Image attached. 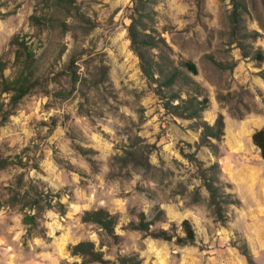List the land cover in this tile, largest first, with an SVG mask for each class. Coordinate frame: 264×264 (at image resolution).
<instances>
[{"label":"rangeland","instance_id":"1","mask_svg":"<svg viewBox=\"0 0 264 264\" xmlns=\"http://www.w3.org/2000/svg\"><path fill=\"white\" fill-rule=\"evenodd\" d=\"M242 1L237 32L230 0L148 5L153 20L140 34L156 40L152 55L198 67L195 79L210 106L190 120L168 112L142 73L128 35L134 0H0L5 76L19 72L15 37L27 41L34 58V85L0 126V156L22 162L0 170V264H82L70 248L86 241L110 264L130 256L142 264H264V160L252 142L264 127V61L243 52H264V0ZM32 15L43 23L32 24ZM1 100L8 104L10 95ZM219 115L224 136L210 140L218 152L198 148L199 123L214 126ZM191 154L203 170L219 163V192L231 203L223 205L226 222L213 215ZM56 194L64 214L48 206ZM37 195L44 210L25 204ZM99 209L119 218L118 240L82 221L86 211ZM141 214L154 221L151 231L177 237L164 241L129 230ZM28 215L35 225L24 223ZM185 220L194 244H178ZM245 245L251 259L240 252Z\"/></svg>","mask_w":264,"mask_h":264},{"label":"trees","instance_id":"2","mask_svg":"<svg viewBox=\"0 0 264 264\" xmlns=\"http://www.w3.org/2000/svg\"><path fill=\"white\" fill-rule=\"evenodd\" d=\"M234 8L232 13V25L235 32L240 29V22L242 18V12L246 10V5L242 0H230ZM155 2V0H134L133 15L131 17V24L128 27V35L132 42L134 52L140 59L141 70L145 78L155 85L156 94L164 102L165 109L185 119H201L202 114L209 108L210 100L206 93V90L196 81L195 77L198 76L199 71L197 65L191 61H182L179 65L166 54L152 55L149 47L158 46L156 40L146 35L145 38H141L140 31H147L148 22L153 20L152 15L148 12V5ZM30 21L34 25H41L43 23L42 18L32 15ZM247 34V33H244ZM11 46L15 48V65L18 66L19 72L16 77L8 78L5 76V71L8 68L9 61L0 56V115L2 120L0 126L7 119V117L13 112L21 102V100L30 92L34 83L31 80L33 76L30 71L31 62H34L33 53L30 51L28 43L25 39L15 37L11 41ZM244 56L252 55L258 62L264 61V52L261 48L254 50L253 52H247L243 48ZM178 86V90L176 89ZM168 90L171 93L165 91ZM183 92L187 95L186 99L182 98ZM10 95V101L6 104L1 100L2 95ZM178 100L182 103V106L172 105L171 101ZM198 126L202 130L200 142L197 144L198 148L203 146L209 147L213 152L217 153L219 147L211 143V139H215L218 142L222 141L224 136V118L219 115L214 126L209 125L206 121H201ZM252 142L254 146L259 150L262 159L264 160V127L257 130L252 136ZM89 151H83V154H88ZM130 157H135L134 153L130 154ZM188 159L194 161L200 167V178L210 194V208L213 211V215L219 222H226L224 204H231L225 199V195L220 194L219 179V163H214L210 168L202 169V163L195 157L194 154L188 155ZM15 163L8 157L0 156V170L4 169L12 164L21 165L22 162ZM228 196V195H227ZM58 201L55 205H48L50 209L57 208L60 213L66 212L65 205L60 201V195H54ZM40 196L26 199L25 204L29 206V209L34 208L36 210H44L40 206ZM237 205L241 204L240 200H235ZM163 211H160L156 219L160 217ZM84 223H92L105 233V235L116 241L118 235L116 234V227L118 225L119 218L116 215H112L105 209H99L95 211H86L82 217ZM24 223L27 225H35L36 220L34 216H26ZM154 225V221H148L144 214L139 216L138 222H131L128 225L129 230L148 233V235L154 239H161L164 241H172L176 234H171L168 230L160 229L159 231H151V227ZM182 229L185 236L178 238V244L188 245L194 244L196 240V234L193 226L188 220L182 223ZM71 255L73 257L83 258L82 264L98 263V264H110L111 261L105 258V254L101 249H98L95 243L91 241L80 242L70 248ZM240 252L247 259H251V253L248 247L240 248ZM117 262L119 264H142L138 256L119 257ZM79 264V263H73Z\"/></svg>","mask_w":264,"mask_h":264}]
</instances>
